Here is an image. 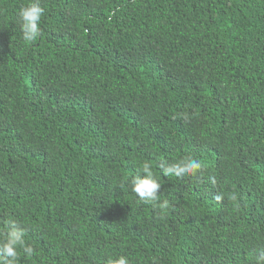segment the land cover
<instances>
[{
    "label": "trees",
    "instance_id": "trees-1",
    "mask_svg": "<svg viewBox=\"0 0 264 264\" xmlns=\"http://www.w3.org/2000/svg\"><path fill=\"white\" fill-rule=\"evenodd\" d=\"M32 2L0 0V234L35 250L16 264H257L264 0H39L29 44ZM186 157L203 178L164 175ZM146 161L164 219L132 190Z\"/></svg>",
    "mask_w": 264,
    "mask_h": 264
},
{
    "label": "clouds",
    "instance_id": "clouds-1",
    "mask_svg": "<svg viewBox=\"0 0 264 264\" xmlns=\"http://www.w3.org/2000/svg\"><path fill=\"white\" fill-rule=\"evenodd\" d=\"M45 15V9L41 6L39 0H34L26 7L22 8L19 13L22 22V31L24 40L31 44L35 43L42 35L40 28V22ZM113 16L115 13L112 14ZM111 20V17H110ZM182 119L185 122H190V117L187 113L183 114ZM164 175L175 176L177 179H183L186 176L200 173L201 178L204 177L207 172L206 164L197 158L186 157L179 161L168 163L163 162L161 165ZM140 172L143 175L137 174L131 181L132 190L139 197V199L145 203H151L154 207H158L161 212V219H164L171 205L169 201L165 200L160 203V192L162 190V184L158 177L152 170V164L150 162H144ZM208 182L213 186L218 184V180L215 176L208 178ZM123 187V185H120ZM229 201L234 202L239 207V196L236 193L229 194ZM218 202L224 200V195L219 194L216 196ZM6 223V231L3 232V240L0 242V258H3L2 264H16L20 258V249H23L28 255H34L35 250L28 247L24 239L26 235L25 229L15 220H8ZM257 256V264H264V249H260ZM107 264H130V261L125 256L117 258H109Z\"/></svg>",
    "mask_w": 264,
    "mask_h": 264
}]
</instances>
